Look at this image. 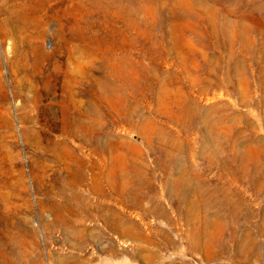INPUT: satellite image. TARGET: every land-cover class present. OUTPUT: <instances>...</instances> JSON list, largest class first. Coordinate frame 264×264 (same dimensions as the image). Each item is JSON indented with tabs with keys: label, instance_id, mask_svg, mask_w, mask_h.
Returning <instances> with one entry per match:
<instances>
[{
	"label": "rangeland",
	"instance_id": "374dc122",
	"mask_svg": "<svg viewBox=\"0 0 264 264\" xmlns=\"http://www.w3.org/2000/svg\"><path fill=\"white\" fill-rule=\"evenodd\" d=\"M0 264H264V0H0Z\"/></svg>",
	"mask_w": 264,
	"mask_h": 264
},
{
	"label": "crops",
	"instance_id": "0c3cea01",
	"mask_svg": "<svg viewBox=\"0 0 264 264\" xmlns=\"http://www.w3.org/2000/svg\"><path fill=\"white\" fill-rule=\"evenodd\" d=\"M90 178H94V176H88ZM92 181V179H91ZM94 185L90 189L93 188ZM92 193L94 191H88ZM105 192V191H104ZM115 194L118 191L114 190ZM93 198H87V205L91 206L92 209L88 210L87 213L83 214L79 212L78 216L73 214L70 215V221L76 223L77 221L80 223L79 226H67L63 225V229L69 228H78V229H86L88 231H111L117 228L118 223H126V227L133 228L135 224L137 227L142 229V233L145 231V227L149 229L150 227V211H147V217L145 218V211L144 209L136 208L135 206L122 209L120 211L118 209V201L116 197L113 196H92ZM143 203V202H141ZM143 206V204H142ZM98 208V209H97ZM64 223H67L65 218ZM85 223V225H82ZM142 245H144V240L142 241ZM134 237L131 238L129 236L126 237V244H134ZM149 243H147V246Z\"/></svg>",
	"mask_w": 264,
	"mask_h": 264
}]
</instances>
